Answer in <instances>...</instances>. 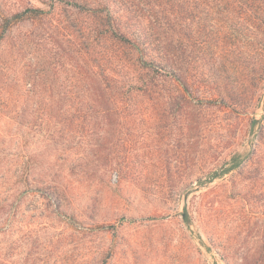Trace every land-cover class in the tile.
I'll return each instance as SVG.
<instances>
[{
    "label": "rangeland",
    "instance_id": "obj_1",
    "mask_svg": "<svg viewBox=\"0 0 264 264\" xmlns=\"http://www.w3.org/2000/svg\"><path fill=\"white\" fill-rule=\"evenodd\" d=\"M253 1L178 0L187 90L89 11L0 0V264H264Z\"/></svg>",
    "mask_w": 264,
    "mask_h": 264
},
{
    "label": "trees",
    "instance_id": "obj_2",
    "mask_svg": "<svg viewBox=\"0 0 264 264\" xmlns=\"http://www.w3.org/2000/svg\"><path fill=\"white\" fill-rule=\"evenodd\" d=\"M258 1L264 6V0ZM170 2L173 3L172 6H168ZM177 2L178 0H51V5L64 3L79 12L89 11L100 20L101 36L104 39H111L127 47L136 55L139 66L149 69V73L153 71L170 76L190 90L189 81L193 77L191 68L173 33L177 30L175 25L179 24L177 16L180 10L175 9ZM257 9L261 7L257 6ZM42 13L40 8L28 7L11 16L3 14L4 29L36 19ZM85 68L84 65L81 66L82 73ZM92 82L95 85L102 83L97 77H93Z\"/></svg>",
    "mask_w": 264,
    "mask_h": 264
}]
</instances>
